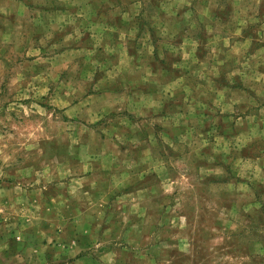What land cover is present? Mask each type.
<instances>
[{
	"label": "rangeland",
	"instance_id": "obj_1",
	"mask_svg": "<svg viewBox=\"0 0 264 264\" xmlns=\"http://www.w3.org/2000/svg\"><path fill=\"white\" fill-rule=\"evenodd\" d=\"M0 264H264V0H0Z\"/></svg>",
	"mask_w": 264,
	"mask_h": 264
},
{
	"label": "crops",
	"instance_id": "obj_2",
	"mask_svg": "<svg viewBox=\"0 0 264 264\" xmlns=\"http://www.w3.org/2000/svg\"><path fill=\"white\" fill-rule=\"evenodd\" d=\"M126 63H129V62L126 61Z\"/></svg>",
	"mask_w": 264,
	"mask_h": 264
}]
</instances>
